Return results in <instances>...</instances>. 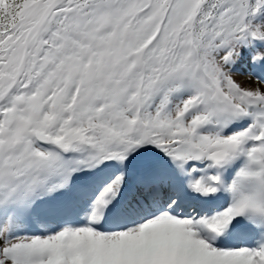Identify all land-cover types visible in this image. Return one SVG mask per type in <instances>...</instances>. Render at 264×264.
<instances>
[{"label":"snow or ice","instance_id":"snow-or-ice-1","mask_svg":"<svg viewBox=\"0 0 264 264\" xmlns=\"http://www.w3.org/2000/svg\"><path fill=\"white\" fill-rule=\"evenodd\" d=\"M0 264H264V0H0Z\"/></svg>","mask_w":264,"mask_h":264}]
</instances>
